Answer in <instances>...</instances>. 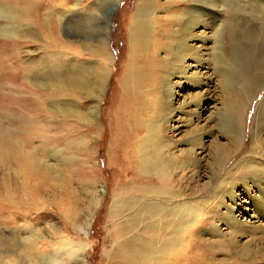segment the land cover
I'll return each instance as SVG.
<instances>
[{"label":"rangeland","instance_id":"rangeland-1","mask_svg":"<svg viewBox=\"0 0 264 264\" xmlns=\"http://www.w3.org/2000/svg\"><path fill=\"white\" fill-rule=\"evenodd\" d=\"M115 1L0 0V264H264V0Z\"/></svg>","mask_w":264,"mask_h":264},{"label":"bare ground","instance_id":"bare-ground-1","mask_svg":"<svg viewBox=\"0 0 264 264\" xmlns=\"http://www.w3.org/2000/svg\"><path fill=\"white\" fill-rule=\"evenodd\" d=\"M201 1H209V0H201ZM211 3H212V1H211ZM117 4H118V0L117 1H115V5L114 6H117ZM205 4L207 5V3L205 2ZM10 8H11V6H10ZM14 10L17 12L18 10H19V8L18 7H14ZM189 26V25H188ZM164 28V27H163ZM110 29V28H109ZM109 29H108V33L105 35V37L103 38V42H104V48H105V52H106V56H107V61H110L111 62V53H110V51H109V53L107 52V50H108V44H109ZM167 29V28H166ZM170 29V28H169ZM188 29H189V27H188ZM168 30V29H167ZM166 30V31H167ZM144 31V28H142V25H140V23L139 22H137V21H133L132 22V26H131V32H132V39H131V48H136V49H141V47L143 46L144 47V45H143V42L145 41V45L146 44H149V43H147L146 41V35H145V33H144V35H145V37L143 36V34H142V32ZM147 31H148V29H147ZM163 31H165V29L163 30ZM165 31V32H166ZM187 31V30H186ZM164 32V33H165ZM162 33V32H161ZM170 33V32H169ZM186 33V32H185ZM188 33V32H187ZM186 33V34H187ZM150 34V33H149ZM189 34H190V32H189ZM166 35V34H165ZM143 38L145 39V40H143ZM150 40V39H149ZM184 45V44H183ZM147 46V45H146ZM142 47V48H143ZM148 47V46H147ZM144 49V48H143ZM182 51V50H181ZM188 51H190L189 49H188ZM186 52L185 53V50H184V52L182 53L183 54V57H189L191 54L189 53V52ZM178 54V53H177ZM181 54V55H182ZM190 54V55H189ZM237 54H240L241 56H239L240 57V62H244L245 64V69L243 70V71H234V73L231 75V77H230V79H229V81L230 82H237L238 80H239V78L243 75L244 76V74H245V78H247L248 77V75L250 74V71H251V69H250V67H249V65H247L248 63H250L249 61H250V59L249 58H245V57H242L243 55L241 54V53H238V51H237V53H236V55ZM177 56V55H176ZM153 57V56H152ZM182 57V58H183ZM195 57V56H194ZM237 57V56H236ZM3 57L2 56H0V59H2ZM154 58V57H153ZM152 58V59H153ZM149 59V58H148ZM151 59V58H150ZM149 59V60H150ZM147 60V59H146ZM194 60V59H193ZM4 60H0V66H3L4 65V63H5V61L3 62ZM134 61H136V60H134ZM144 61V60H143ZM152 61V60H151ZM178 61V60H177ZM134 63H137V62H134ZM141 63V62H140ZM144 63V62H143ZM148 64V63H147ZM151 64V63H150ZM253 64V63H252ZM134 65V64H133ZM143 65V64H142ZM149 65V64H148ZM145 66H146V64H145ZM154 66V65H153ZM158 66V65H157ZM243 66V65H242ZM249 68H248V67ZM149 67V66H148ZM144 68V67H143ZM160 68V67H159ZM244 68V67H243ZM139 69V68H138ZM142 69V68H141ZM148 69V68H147ZM154 70H155V68H153ZM250 69V70H249ZM154 70H153V72H154ZM185 70V69H184ZM247 70L249 71V73H248V75H247ZM137 71V70H136ZM139 71V70H138ZM145 71H146V69H145ZM143 72V71H142ZM184 71L183 70H179V72L178 73H183ZM238 72V73H237ZM144 73V72H143ZM146 73H147V71H146ZM146 73L144 74V76L146 75ZM158 73V72H157ZM141 74V73H140ZM151 74H152V72H151ZM235 74H238L237 76H234ZM159 75V74H158ZM176 75V74H175ZM180 75H182V74H180ZM138 76H139V74H138ZM141 76V75H140ZM143 76V77H144ZM155 76V75H154ZM142 77V78H143ZM150 77V76H149ZM156 77V76H155ZM137 78V77H136ZM154 78V77H153ZM152 79V78H151ZM145 81H146V79H144ZM138 81V80H137ZM148 81V80H147ZM152 81V80H151ZM155 81V80H154ZM148 83V82H147ZM145 84V83H144ZM143 84V85H144ZM141 85V84H140ZM146 85V84H145ZM127 86V85H126ZM140 91V90H139ZM142 92V91H141ZM142 94V93H141ZM0 96H1V94H0ZM142 96V95H141ZM10 101H11V99H9ZM15 101H18V100H16V99H13V101H11V102H15ZM241 106L240 107H238V109H237V111H235L234 110V106L232 107V108H230V110H228V117L226 118V124H227V126L228 127H231V128H234V129H236L237 128V126H238V123L241 121V112L244 110V108L246 107L245 106V101L243 102V104H240ZM15 120V118H12V120ZM37 127V126H36ZM35 128V127H34ZM7 135H8V133L2 128L1 130H0V136H1V141H0V151H2V153H3V156H4V159L6 160V161H10V160H12V159H14V160H16V162L18 163V161L20 162H22V165H23V163L25 162V161H23L21 158H19L16 154H15V152L12 154V151H14V150H12L11 149V152H10V150H9V148H13L12 146H14V147H16V145H14L12 142H10L6 137H7ZM25 139L26 140H29V142H27L28 144H30V142H31V140H32V138L30 137V136H28V135H25ZM18 160V161H17ZM25 160V159H24ZM20 162V163H21ZM9 163H11V162H9ZM29 169V168H28ZM27 169V170H28ZM27 172V171H26ZM43 185V184H42ZM35 186H37V185H35ZM40 186V183L38 184V187ZM36 188V187H35ZM35 188H33L34 190H35ZM33 189H32V191H33ZM37 189V188H36ZM38 190V189H37ZM39 191H41V189H39ZM43 192V191H42ZM89 228V227H88ZM87 228V229H88ZM86 229V230H87ZM82 246V245H81ZM84 247H85V245H84ZM86 248V247H85ZM82 249H83V247H82ZM77 252H79V251H77ZM83 254H84V252H83Z\"/></svg>","mask_w":264,"mask_h":264}]
</instances>
